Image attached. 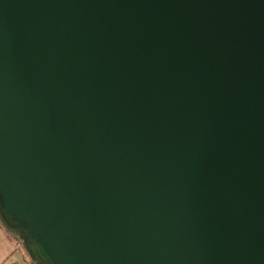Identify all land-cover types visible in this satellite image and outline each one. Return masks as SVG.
I'll list each match as a JSON object with an SVG mask.
<instances>
[{"label": "water", "instance_id": "obj_1", "mask_svg": "<svg viewBox=\"0 0 264 264\" xmlns=\"http://www.w3.org/2000/svg\"><path fill=\"white\" fill-rule=\"evenodd\" d=\"M0 223L33 264H264V0H0Z\"/></svg>", "mask_w": 264, "mask_h": 264}, {"label": "rangeland", "instance_id": "obj_2", "mask_svg": "<svg viewBox=\"0 0 264 264\" xmlns=\"http://www.w3.org/2000/svg\"><path fill=\"white\" fill-rule=\"evenodd\" d=\"M0 264H33L18 239L0 223Z\"/></svg>", "mask_w": 264, "mask_h": 264}]
</instances>
